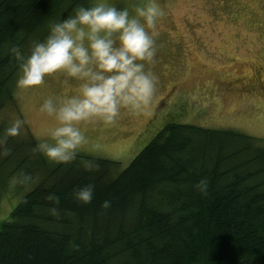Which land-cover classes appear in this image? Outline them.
Masks as SVG:
<instances>
[{"label": "trees", "instance_id": "1", "mask_svg": "<svg viewBox=\"0 0 264 264\" xmlns=\"http://www.w3.org/2000/svg\"><path fill=\"white\" fill-rule=\"evenodd\" d=\"M92 4L0 0V110L15 103L11 49L29 55L50 24ZM38 143L10 136L0 148L9 152L0 156V204L12 176L45 174L1 223L0 264H264V141L172 121L121 171L117 161L82 154L49 162ZM86 185H94L89 204L74 197Z\"/></svg>", "mask_w": 264, "mask_h": 264}, {"label": "rangeland", "instance_id": "2", "mask_svg": "<svg viewBox=\"0 0 264 264\" xmlns=\"http://www.w3.org/2000/svg\"><path fill=\"white\" fill-rule=\"evenodd\" d=\"M98 2L127 8L135 16L136 7L148 0H93ZM157 3L164 15L157 18L154 29L145 25L154 33L155 56L151 62L138 61L156 78L150 103L138 113L120 107L111 124L100 117L78 122L86 137L78 154L117 161L121 171L172 121L233 130L264 141V0ZM19 75L14 83L15 103L0 110V137L11 121L20 120L17 138L32 135L38 142L54 143L49 133L58 122L41 106L49 98L59 102L79 95L85 81L58 71L46 75L40 85L18 88ZM44 178V173L26 182L22 176L11 177L0 204V225Z\"/></svg>", "mask_w": 264, "mask_h": 264}, {"label": "clouds", "instance_id": "3", "mask_svg": "<svg viewBox=\"0 0 264 264\" xmlns=\"http://www.w3.org/2000/svg\"><path fill=\"white\" fill-rule=\"evenodd\" d=\"M135 13L130 16L127 8L105 2L79 6L74 15L50 24L47 36L32 42L29 55L25 56L19 47L11 49L19 62L18 88L40 85L46 75L58 71L85 81L79 87V95L59 102L49 98L41 106V111L58 122L49 133L54 143L41 141L36 146L49 161L69 164L76 159L77 150L86 143L85 135L76 126L78 122L100 117L105 124H111L119 115L120 107L138 113L150 103L156 78L138 61L153 60L154 33L150 34L145 25L154 29L164 11L157 0H148L144 6H137ZM21 127L22 121H11L0 137V148L6 144L7 137L18 136ZM8 154L6 149L0 151V156ZM82 163L86 171L99 170V165L92 161ZM30 179L27 175L23 177L25 182ZM11 183L14 186L16 180ZM207 186V180H201L196 188L206 194ZM93 195L94 185L74 192L75 199L84 204L91 203ZM101 207L109 209L111 201L105 200ZM52 213H56L55 208Z\"/></svg>", "mask_w": 264, "mask_h": 264}]
</instances>
